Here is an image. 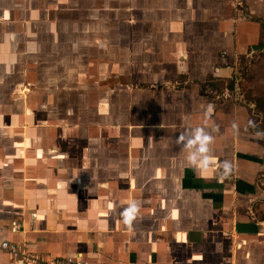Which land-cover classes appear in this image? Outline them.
Wrapping results in <instances>:
<instances>
[{"label": "crops", "instance_id": "0c3cea01", "mask_svg": "<svg viewBox=\"0 0 264 264\" xmlns=\"http://www.w3.org/2000/svg\"><path fill=\"white\" fill-rule=\"evenodd\" d=\"M262 21L264 0H0V240L95 264H264V114L240 93ZM196 127L206 168L177 139Z\"/></svg>", "mask_w": 264, "mask_h": 264}, {"label": "clouds", "instance_id": "9594fccd", "mask_svg": "<svg viewBox=\"0 0 264 264\" xmlns=\"http://www.w3.org/2000/svg\"><path fill=\"white\" fill-rule=\"evenodd\" d=\"M213 108L214 106L212 104L207 105L206 116L211 115ZM177 139L183 148L187 150V160L191 166H199L200 168H206L208 166L209 145L213 142V136L204 127H196L190 134H181ZM220 167L223 169L222 175L226 176L230 171L231 165L228 161H224ZM140 207L137 201L132 200L121 211L122 223L127 228H132L134 222L138 219Z\"/></svg>", "mask_w": 264, "mask_h": 264}, {"label": "built area", "instance_id": "2783aa9c", "mask_svg": "<svg viewBox=\"0 0 264 264\" xmlns=\"http://www.w3.org/2000/svg\"><path fill=\"white\" fill-rule=\"evenodd\" d=\"M20 230L21 227L18 222L12 221L10 223L8 231L11 234H17ZM0 251L9 256L10 264H95L79 254L55 258L43 257L41 255L29 253L23 246L4 239L0 240Z\"/></svg>", "mask_w": 264, "mask_h": 264}, {"label": "rangeland", "instance_id": "374dc122", "mask_svg": "<svg viewBox=\"0 0 264 264\" xmlns=\"http://www.w3.org/2000/svg\"><path fill=\"white\" fill-rule=\"evenodd\" d=\"M257 22H259V21H257ZM260 23L262 24V26H264L263 21L260 22ZM246 61H248V60L245 59V58H242L241 66L244 67V71H241L242 72L241 73V77L243 78V80H241V83H240V85L242 86V87L240 86V93L243 94L245 99L248 100L249 102L250 101L253 102V101L258 100L257 103L256 102L255 103L257 104V106L259 105V106L262 107L264 97L262 95H260V94H262V92L264 91L263 87L257 86V87H254V90L250 89V85H251L250 82H252L255 79L257 80V82H260L261 80H263V78H264V69H260L258 71V75H254V70H253V71H251L253 73V75H252L250 73V65L257 63L256 66H258V63L264 62V52L257 53L254 56V58L251 60V63H250L249 66H248V62H246ZM254 91L257 92L260 95V97L258 99L253 98L252 92H254Z\"/></svg>", "mask_w": 264, "mask_h": 264}, {"label": "trees", "instance_id": "16d2710c", "mask_svg": "<svg viewBox=\"0 0 264 264\" xmlns=\"http://www.w3.org/2000/svg\"><path fill=\"white\" fill-rule=\"evenodd\" d=\"M264 27V26H263ZM259 103V102H258ZM258 109H260V111H262V113L264 114V99H263V105L261 106H257ZM264 125V124H263Z\"/></svg>", "mask_w": 264, "mask_h": 264}]
</instances>
